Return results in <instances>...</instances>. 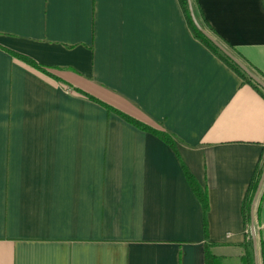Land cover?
I'll return each instance as SVG.
<instances>
[{"label":"crops","instance_id":"obj_1","mask_svg":"<svg viewBox=\"0 0 264 264\" xmlns=\"http://www.w3.org/2000/svg\"><path fill=\"white\" fill-rule=\"evenodd\" d=\"M192 4L264 74V0ZM262 165L264 95L179 0H0V264H242Z\"/></svg>","mask_w":264,"mask_h":264},{"label":"trees","instance_id":"obj_2","mask_svg":"<svg viewBox=\"0 0 264 264\" xmlns=\"http://www.w3.org/2000/svg\"><path fill=\"white\" fill-rule=\"evenodd\" d=\"M179 1H180L181 5H182L183 12H184V15L186 17L187 23H188L191 31L195 35V37H197L199 40H201L214 53H216L220 58H222L233 70H235L239 74V76H241L243 81L251 84L259 92H261L262 95H264V87H262L258 82H256L252 78H250L240 68V66L236 62H234L229 56L224 54L198 28V26L194 23V21L192 19V16H191V13H190V10H189V6H188V0H179ZM200 25L205 30L209 31L211 34L213 33L212 28L210 27V25L208 24V22L205 19H201ZM216 39L220 42V40L218 38H216ZM225 47L227 49H229V51L234 56H236L241 62H243L249 69H251L255 74H257L261 80H264V74H262V72L259 69H257L251 63H249L240 53H238L231 46H225ZM12 53H14V52H12ZM30 62L33 63L34 65H36L35 62H32L31 60H30ZM120 114L123 117L127 118L128 120L134 122L138 126L144 127V128H148L147 126H144L143 124L139 123L138 121H135L134 119L129 118L125 114H122V113H120ZM151 131H153L155 134L159 135L165 142H167L173 149L176 150L175 142L173 141L172 137L167 132L158 131V130H155V129H151ZM183 169H184V172H185V175L187 177V180H188L189 184L191 185L192 189L194 190L195 194L197 195L198 199L201 202L202 209H203V215L205 217V214H206V211H207V207H208L207 194H206L205 190L200 188V186L198 185V183H197L196 179L194 178V176L191 174V172H189V170L184 165H183ZM262 170H264V165L260 166L256 170L255 175L253 176V178L251 179V181L249 183V186H248V189H247V192H246V195L244 197L243 204H242L244 220H245L246 225H248L249 227H250V223H251V220H252V202H253V198H254L255 192L257 190V187H258V183H259V180H260V177H261V174H262ZM262 194H264V190L260 191V196H259L258 201L256 202V204L254 206V219L255 220L259 219V209H260L259 201L261 199ZM210 247H211V243L206 241L205 242V249H204L206 264H221L220 257H218L217 255L213 254L212 251L210 250ZM243 247H244L245 251H244V254L242 256V264H252L254 258H253V240H252L251 235H249V238L247 239V241H245V243L243 244ZM259 256L261 258V264H264V240H261V239L259 240Z\"/></svg>","mask_w":264,"mask_h":264},{"label":"water","instance_id":"obj_3","mask_svg":"<svg viewBox=\"0 0 264 264\" xmlns=\"http://www.w3.org/2000/svg\"><path fill=\"white\" fill-rule=\"evenodd\" d=\"M189 10L192 16L194 23L198 26V28L227 56H229L234 62H236L240 68L253 80L258 82L262 87H264V80H261L257 74H255L251 69H249L243 62H241L236 56H234L221 42H219L215 37H213L209 32H207L198 22V19L195 15L192 0H188ZM262 184H264V170H262V174L258 183L257 190L255 192L253 202H252V220L250 223V235L253 240V258L255 264L258 261V244H257V237H256V227H255V220H254V206L256 200L258 198L259 192L261 190Z\"/></svg>","mask_w":264,"mask_h":264},{"label":"rangeland","instance_id":"obj_4","mask_svg":"<svg viewBox=\"0 0 264 264\" xmlns=\"http://www.w3.org/2000/svg\"><path fill=\"white\" fill-rule=\"evenodd\" d=\"M255 227H256V223H255ZM252 264H255L254 259H253V263ZM257 264H261L260 257H259V251H258V261H257Z\"/></svg>","mask_w":264,"mask_h":264},{"label":"built area","instance_id":"obj_5","mask_svg":"<svg viewBox=\"0 0 264 264\" xmlns=\"http://www.w3.org/2000/svg\"><path fill=\"white\" fill-rule=\"evenodd\" d=\"M247 232L250 234V228L247 229Z\"/></svg>","mask_w":264,"mask_h":264}]
</instances>
